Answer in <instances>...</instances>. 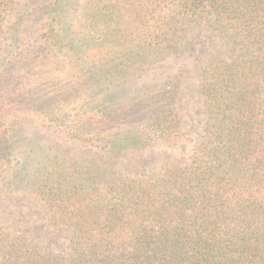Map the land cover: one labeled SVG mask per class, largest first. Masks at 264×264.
I'll use <instances>...</instances> for the list:
<instances>
[{
	"label": "trees",
	"instance_id": "16d2710c",
	"mask_svg": "<svg viewBox=\"0 0 264 264\" xmlns=\"http://www.w3.org/2000/svg\"><path fill=\"white\" fill-rule=\"evenodd\" d=\"M16 2L0 0V39ZM25 6L15 59L0 63V192L31 198L63 245L0 221V264H264V0ZM192 85L205 119L190 137ZM23 123L93 158L54 143L31 171ZM180 141V160L143 165Z\"/></svg>",
	"mask_w": 264,
	"mask_h": 264
},
{
	"label": "rangeland",
	"instance_id": "374dc122",
	"mask_svg": "<svg viewBox=\"0 0 264 264\" xmlns=\"http://www.w3.org/2000/svg\"><path fill=\"white\" fill-rule=\"evenodd\" d=\"M15 10L8 13L7 17L3 23V34L0 39V63L8 62L11 63L15 59V55L11 54V51L14 49L17 44L16 35L18 30L21 31L22 26H20L21 18L24 19L25 16L28 15L30 18V14L33 12L31 7L25 6L26 3H30L31 0H16ZM79 5H83L85 0H77ZM21 7H20V6ZM33 18V17H32ZM17 46V45H16ZM13 62L12 64H14ZM159 64H153V66L143 67L142 76L144 78H149V75H146L149 72H153V70ZM14 67V66H13ZM40 81L37 77L33 80V82L37 83ZM42 83L44 81H41ZM139 81L135 84H132L131 87L135 88L139 85ZM44 87V85L42 86ZM195 85L191 86L190 89L184 95V99L188 100L185 105L182 104L180 109V114L182 118V130L189 131L187 136H194L195 132L199 131L201 128V124L205 119L204 109L202 105L201 99L197 95L195 91ZM57 88V87H56ZM59 88V87H58ZM184 88V87H183ZM194 88V90H193ZM48 89V88H47ZM124 96H117L116 102L120 103L124 100ZM18 135H20L18 142V159L23 160V158H27V167L29 170H33L35 166L39 164V162H45L47 155L45 156L44 148L46 146H50L54 143H59L63 146L69 147L79 159L90 160L93 158V154L89 149H82L79 145L70 143L69 145L55 133H52L44 128L37 126L36 123H23L20 125ZM184 143L186 144V148L184 151L180 150L178 146L170 147L167 145H159L156 148L157 152L165 151V153L152 154L150 157L151 160H147L143 163L146 167H151L152 165L159 166L162 162H164L165 154L170 159L176 158L180 160V157L186 156L188 154L189 148L192 145L191 141H180L178 144ZM159 150V151H158ZM98 158V157H97ZM97 158H95L97 160ZM17 158L14 159L13 165L19 161ZM24 195L15 189V192L10 193L0 192V221L4 222L5 225H12L13 228L21 227L23 232L28 234H32L37 238V240L42 243V245H53L57 247H61L63 245V239H60L61 235L55 233V239L59 238L60 242H56V240H49L47 238V234L49 231L46 230V221L41 219L33 205V200L31 198H26ZM24 214V217H19L18 212ZM15 223V224H14ZM54 234V232H52Z\"/></svg>",
	"mask_w": 264,
	"mask_h": 264
}]
</instances>
